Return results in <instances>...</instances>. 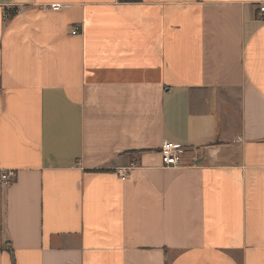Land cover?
<instances>
[{"label": "crops", "instance_id": "1", "mask_svg": "<svg viewBox=\"0 0 264 264\" xmlns=\"http://www.w3.org/2000/svg\"><path fill=\"white\" fill-rule=\"evenodd\" d=\"M4 170L0 264H264V0H0Z\"/></svg>", "mask_w": 264, "mask_h": 264}, {"label": "built area", "instance_id": "2", "mask_svg": "<svg viewBox=\"0 0 264 264\" xmlns=\"http://www.w3.org/2000/svg\"><path fill=\"white\" fill-rule=\"evenodd\" d=\"M52 9L56 10L58 9V5L53 4L50 6ZM261 11L263 10V7L261 6L259 8ZM78 32L77 28H73L71 30L72 34H75ZM185 146H182L178 143L170 142V141H163L159 148V155H160V161L163 166H176L181 163V160L183 158V155L186 152ZM117 173L120 177H125V169H118ZM15 172L13 170H4L0 172V184L7 186L11 184L14 180Z\"/></svg>", "mask_w": 264, "mask_h": 264}]
</instances>
